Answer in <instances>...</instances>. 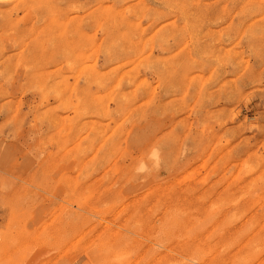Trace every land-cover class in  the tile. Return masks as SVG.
<instances>
[{
  "label": "rangeland",
  "instance_id": "374dc122",
  "mask_svg": "<svg viewBox=\"0 0 264 264\" xmlns=\"http://www.w3.org/2000/svg\"><path fill=\"white\" fill-rule=\"evenodd\" d=\"M0 264H264V0H0Z\"/></svg>",
  "mask_w": 264,
  "mask_h": 264
},
{
  "label": "clouds",
  "instance_id": "9594fccd",
  "mask_svg": "<svg viewBox=\"0 0 264 264\" xmlns=\"http://www.w3.org/2000/svg\"><path fill=\"white\" fill-rule=\"evenodd\" d=\"M153 151L155 152L156 150L154 149ZM144 171H146L145 165H144L143 163H141V164L138 166V168H137V172H138V173H142V172H144Z\"/></svg>",
  "mask_w": 264,
  "mask_h": 264
},
{
  "label": "bare ground",
  "instance_id": "6f19581e",
  "mask_svg": "<svg viewBox=\"0 0 264 264\" xmlns=\"http://www.w3.org/2000/svg\"><path fill=\"white\" fill-rule=\"evenodd\" d=\"M227 16V15H226ZM212 20V19H211ZM83 57V56H82ZM92 99V98H91Z\"/></svg>",
  "mask_w": 264,
  "mask_h": 264
}]
</instances>
